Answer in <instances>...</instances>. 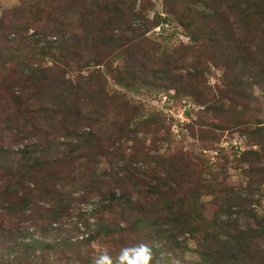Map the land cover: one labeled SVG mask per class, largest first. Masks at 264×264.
I'll list each match as a JSON object with an SVG mask.
<instances>
[{"label": "rangeland", "instance_id": "374dc122", "mask_svg": "<svg viewBox=\"0 0 264 264\" xmlns=\"http://www.w3.org/2000/svg\"><path fill=\"white\" fill-rule=\"evenodd\" d=\"M140 244L264 264V0H0V264Z\"/></svg>", "mask_w": 264, "mask_h": 264}, {"label": "clouds", "instance_id": "9594fccd", "mask_svg": "<svg viewBox=\"0 0 264 264\" xmlns=\"http://www.w3.org/2000/svg\"><path fill=\"white\" fill-rule=\"evenodd\" d=\"M151 255L150 249L144 244L123 248L116 258V264H149ZM94 264H113V262L107 254H102L94 260Z\"/></svg>", "mask_w": 264, "mask_h": 264}, {"label": "trees", "instance_id": "16d2710c", "mask_svg": "<svg viewBox=\"0 0 264 264\" xmlns=\"http://www.w3.org/2000/svg\"><path fill=\"white\" fill-rule=\"evenodd\" d=\"M157 27H159L158 25H156ZM155 26V27H156ZM161 31H159L157 34H159ZM160 35V34H159ZM49 46V45H48ZM48 46H44V50H48V51H50L51 50V47H48ZM47 47V48H46ZM39 54H41L40 53V51L38 52ZM116 71H117V73L119 74L118 76H117V78H116V82L119 84V83H121V81H119L120 79V77H121V70L120 69H116ZM120 76V77H119ZM98 77V76H97ZM122 85H123V83H122ZM104 93H106V91H101V94H104ZM169 97V96H168ZM187 114V113H186ZM20 158L24 161V165L28 168V169H34V168H36L37 167V165H39V162H37L36 160H35V158H32V157H30L29 156V150H26V151H24V153L22 154V156H20ZM23 177H26V178H29V180H33L32 178H31V176H26V175H23ZM14 239H15V237H14ZM34 245H35V247H41L40 246V244L38 245V243L36 242V241H34ZM24 246L25 245H23L22 243H18V241H16V242H14V243H11V244H9V245H7V247H8V251L9 252H11L12 254H13V252H19V253H22L24 256H29V250H27V249H23L24 248ZM24 250V251H23ZM21 251H23V252H21Z\"/></svg>", "mask_w": 264, "mask_h": 264}, {"label": "built area", "instance_id": "2783aa9c", "mask_svg": "<svg viewBox=\"0 0 264 264\" xmlns=\"http://www.w3.org/2000/svg\"><path fill=\"white\" fill-rule=\"evenodd\" d=\"M155 29H156V30H158V29H159V27H155ZM180 114H182V113H180Z\"/></svg>", "mask_w": 264, "mask_h": 264}]
</instances>
